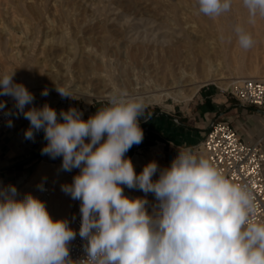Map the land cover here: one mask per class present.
<instances>
[{
    "label": "clouds",
    "instance_id": "obj_1",
    "mask_svg": "<svg viewBox=\"0 0 264 264\" xmlns=\"http://www.w3.org/2000/svg\"><path fill=\"white\" fill-rule=\"evenodd\" d=\"M198 13L217 19L233 0H196ZM249 23L264 18V0H242ZM240 48L255 44L244 26L234 27ZM15 71L0 75V96L14 100L6 116L30 122L25 139L43 130L41 154L62 157L61 169H79L61 190L79 200V236L86 256L70 257L77 232L66 219H53L46 203L31 193L21 196L14 185L0 188V264H264V221L253 222L255 197L247 186L229 180L204 154L182 148L169 166L153 160L137 174L128 151L144 140L141 97L112 93L108 105L83 119L75 107L58 113L35 99ZM61 98L75 99L70 87L55 86ZM42 96L49 90L43 89ZM6 102L0 100V110ZM146 121V120H145ZM8 127H12L9 119ZM159 173L158 179L153 177ZM44 191L43 185H38ZM145 197H129L124 188ZM153 193L157 210L149 213L146 195Z\"/></svg>",
    "mask_w": 264,
    "mask_h": 264
},
{
    "label": "bare ground",
    "instance_id": "obj_2",
    "mask_svg": "<svg viewBox=\"0 0 264 264\" xmlns=\"http://www.w3.org/2000/svg\"><path fill=\"white\" fill-rule=\"evenodd\" d=\"M16 1L23 7L25 13H29L28 15L32 14L31 11L38 14L43 13L38 7L39 1L48 4L47 0ZM113 1L116 4L122 2L125 5L136 7H146L151 3V0ZM156 1H163L169 5L167 9L171 14V17L168 16L170 18H165L159 22L141 17L131 19L125 15L126 12L122 13L119 18L118 15L112 18L108 16L72 18L66 12L63 18L53 20L48 18L45 9L44 13L46 15L44 17H46L48 29L40 31L39 25L35 26V30L40 31L42 37L41 46L37 49L40 50L43 45L47 44L55 52L45 59L47 63L38 65L39 69L32 76L31 87L49 86L55 89V86H67L70 87L73 93L83 95L86 103H88L90 96L94 94L91 93L90 88L88 89V85H90L93 89L99 88L95 91L98 97H109L114 92L124 91L131 97H141L144 101L156 103L168 97L175 101L189 99L206 82H215L219 86H226L231 82H235L239 77H264V65L260 67L256 63L245 64L242 61L245 65L240 64L241 62H235L236 64L233 65L235 70H232L234 71L232 77L236 79L227 80L231 76L225 75L221 70V64L215 60L218 47L212 37L215 35L211 33L212 27L207 24L208 20L205 21L202 15L197 17L196 22L193 18V21L187 19L186 11L189 7V0ZM235 1L237 0H233V5L236 4ZM109 9V7L103 5L95 10L106 12ZM237 10V12L234 11L238 16H236L237 24L243 25L252 33L255 44L260 42L264 46V18L257 17L255 23H249L246 9ZM219 18H221L220 22H217V19L214 20L215 23L212 22L214 26H217L216 28H222L220 32L216 29V34L217 30L221 34V30L224 28L225 15ZM226 23L227 21L225 25ZM225 28L228 31L227 27ZM47 32L52 33L50 38H47ZM214 37L217 39L216 36ZM113 38H116V40ZM217 42L220 44L219 41ZM243 50L241 48V51ZM108 51L117 52L118 57L115 59L110 58L111 56L109 57L107 54ZM148 54L155 55L153 60L149 57L150 64L147 61ZM239 54L241 55L240 52ZM236 57L238 56L236 55ZM262 61H264V58H262ZM129 62L145 66V74L141 72L146 76V82L143 85L138 86V83L142 82L139 81L138 75L131 78L126 74L128 71L123 72ZM115 66L118 69L121 68L119 74L114 72ZM50 78L55 79L50 85L43 82ZM58 80L59 82H57ZM146 84L149 86H146ZM87 107L86 104L83 112L87 110ZM152 147L146 156L158 155L159 146ZM131 160L134 167H144L149 163L148 160L139 155H135ZM54 166L51 162L40 161L32 175L17 190L22 196L26 193L37 194L39 187L37 190L34 189L37 181L41 178H48L49 183H53L55 187L50 190L49 185L41 184L47 186L50 191L49 196L42 199V201L46 203L53 219L68 220L69 226L74 230L73 218L77 210L72 213L74 215L72 221L68 218L74 200L61 190V185L71 182H69L70 175L62 177L60 167L55 168ZM124 193L132 198L145 197V193L142 191H133L127 187L124 188ZM146 198L150 204L158 206L153 193H148ZM80 203L79 201L77 207L79 209ZM149 213L151 214L153 211Z\"/></svg>",
    "mask_w": 264,
    "mask_h": 264
},
{
    "label": "rangeland",
    "instance_id": "obj_3",
    "mask_svg": "<svg viewBox=\"0 0 264 264\" xmlns=\"http://www.w3.org/2000/svg\"><path fill=\"white\" fill-rule=\"evenodd\" d=\"M85 1L86 0H82V1H80V0H63V1H61V0H47L48 4H45V3L39 1L38 7L41 9V11L43 13L38 14L36 12L33 13V11H31L32 14L30 13V15H31L30 16V15H28L29 13H25V11L23 10V7L19 3H17L16 0L15 1H13V0H0V23H1L0 25L2 26L0 28V75L4 74L5 71L6 72L8 71L7 73H9V74L11 72L15 71V76L13 77V79L16 83L24 84L26 86V88L31 93L34 94L35 98H46L47 100L51 101V103L55 104V106L58 107L59 110L67 111L70 107H75V108H77L83 112V110H85L86 104H87V106H88L87 110L83 112V119L86 120V119H88L89 116L95 114L97 109L105 107L108 105V98L109 97H98V96H96L95 91H97L99 88L93 89V88H91L90 85H88V89L90 88L91 93H94V94L92 96H90L89 102L86 103V99L81 94L73 93L75 99L61 98V96L55 91V89L51 88L49 86L31 87V83L33 81L32 76L39 69L38 65H40L41 63H47V60H45V59L48 58L49 56H51L52 53L55 52L47 44L43 45L42 49H40V50L37 49V48H39V46H41L40 41L42 40V37H41L40 31L41 30L44 31V30L48 29L47 23H46V17H44V15L47 14L48 18L53 19V20L58 19V18H63L64 15L66 14V12L72 18L104 17V16H108V17L112 18V17H117V15L119 18V17H121L122 13L126 12L125 15L131 19H136V18L141 17L144 19L157 20L156 22H159V21H163L165 18L166 19L170 18L171 14L169 13V11L167 9L169 5H167V3L163 2V1L159 2L156 0H151L150 4L153 6H151L149 4L146 7H140V6L136 7V6L127 5V4L125 5V3H122V2L116 4L113 0H87L86 2ZM188 2H189V7H188V10L186 11L187 19L190 21L191 20L193 21V19H195L194 21L196 22L197 17L199 15H202V14L198 13V10H197L198 5L196 4V0H189ZM235 2H236V4H235L236 7H235V5H232V8L234 10L232 9L230 12L224 14L225 15V22L227 21V23L225 25V22L223 21L224 22V28H223L224 31L221 30L222 35L219 33L220 29H222V28H220V27L216 28L217 26L213 25L215 23L214 20H216V19H211L207 16L202 15L205 18V21L208 20L207 24L212 27L211 33L212 34L214 33L215 35L214 34L213 35L217 37V39H215V37L212 36L217 47L218 48L220 47V49L217 48V51L215 53V58H216L215 60L221 64V67H222L221 70H223L225 75L231 76L227 80L236 79V78L232 77L234 74V71H232L234 69L233 65L236 63L241 62L240 64H243V65L248 64V63H256L260 67L262 65H264V61H262V58H264V48H262V47H264V46H262V44L260 42H257L256 44H254V46L248 50L242 49L244 52L241 51L240 46L238 47L236 35L234 32V27L237 25V20H236L237 15L234 11L236 10V12H237L238 11L237 9H240L239 11H241V9L243 10L246 8H244L241 0H237ZM238 3H239V5H238ZM120 4H122V5H120ZM103 5H106L110 9L106 12H99V11L95 10L96 8L101 7ZM45 9H46V14L44 13ZM124 10H126V11H124ZM246 11H247V9H246ZM119 13H120V15H119ZM61 14H62V17H61ZM80 16H82V17H80ZM168 16H170V17H168ZM207 18H209V19H207ZM247 18L249 19L248 12H247ZM218 21L220 22L221 18H217V22ZM212 22H214V23H212ZM37 24L39 25L40 31L35 30L36 29L35 26ZM4 27H5V29H4ZM225 27H227L228 31L225 30L226 29ZM216 29L219 30V32L217 30V34L215 32ZM4 30H5V32H3ZM222 31H223V33H222ZM47 33H48L47 38H50L52 36V33H49V32H47ZM113 39L116 40V38H113ZM25 40H27V41H25ZM217 41H219L220 44ZM28 43H31V44L28 45ZM221 43H223V44H221ZM220 50H221V52H220ZM236 50H237V52H236ZM110 52L111 51L107 52L108 56L109 57L111 56L110 58L115 59L118 57L117 52H111V53ZM239 52L241 53V55L239 54ZM243 53H244V55L242 56ZM236 55L238 57H236ZM154 56L155 55L148 54L147 61L149 62V64L151 63L150 62L151 60L155 59ZM149 57L151 58V60ZM234 57L238 58L237 59L238 61ZM229 58H230V60H229ZM231 59H233V60H231ZM41 61H43V62H41ZM242 61L245 64L242 63ZM231 66H232V68H231ZM115 67H116L115 68L116 70L114 69V72H117V74H119V72H120L119 69H121V68L119 67V69H118L117 66H115ZM139 68H141V69H139ZM77 69H81V68H77ZM126 71H128L130 73L129 74L127 72L126 74L131 78L134 77V75H138L139 81L140 82L142 81L141 83H138V86H141L146 82L145 81L146 76L144 75L145 74V66L144 65L140 66L139 63H136V64L133 63L132 64L131 62H129L128 65L125 66V69L123 72H126ZM141 72L144 74H142ZM231 72H233V73H231ZM141 76H142V78H141ZM54 80L55 79L50 78L48 80H44L43 82H46L47 85H50V83H52ZM57 82H59V80ZM83 84H85V83L83 82ZM231 84H232V82L227 84L226 86H221V85L219 86V84H216L215 82H206L198 88V90L191 96V98L185 99V100H180V101H175L170 97H168L162 101H158L156 103H150V102L144 101L147 107H146V110H145L143 116L140 117V120L144 119L150 113H156V114L164 115L167 117L172 116V115H179V116H181V117H178V119L180 121H183V122L189 124L190 126H192V125H195L197 122H199V119H200L201 120V126H204L201 129V136L203 137L204 136L203 132H205V129L209 126V124L214 119H210V116L208 114H198V118L199 117L200 118L198 119L197 116H195V118H194L193 113H195V111L197 109V106L195 105L196 100H197V102H200V101H205V100H213V99L216 100L217 98H225L230 103H237V100L233 97V95L231 94V91H230ZM146 86H149V85L146 84ZM45 88H47L49 90V95L46 97L41 95L42 90ZM0 100H7L11 103V101L13 99L11 97H8V96H0ZM247 112L253 113L254 115L255 114L261 115L256 111H254V112L247 111ZM262 117H264V116H262ZM219 120H223V119H219ZM46 144H47V142L45 143V145ZM151 145H153V143L150 145L149 144H146V145L142 144L139 148L138 147L135 148V150H133L131 154L127 155V157L132 159L135 155H139L140 157L142 156L143 158L148 160V162L155 160L161 168L169 166V164L167 162H165L161 158V156L159 157V155L154 154L151 157L146 156L150 152L151 148H153ZM197 152L203 154V152L201 150H197ZM43 156L44 155H42L41 151H40L38 153L37 160L30 162V165H28V167H27V168H29V170L24 174L22 181L20 183L16 184V186H15L16 188L22 186L27 181V179L30 177V175H32V173H33L34 169L36 168V166L38 165L39 161L42 159H43V161L53 163L55 165L54 166L55 168L60 167V170H61L60 173H61L62 177H65L66 175L69 174L70 175L69 176V182L71 181L69 184L72 183L73 177L75 175L79 174L78 169H73L70 172L63 171L61 169L62 157H58L56 159H51V158L50 159H44V158H42ZM142 169H143L142 166H136L135 167L137 174H139L142 171ZM158 175H159V173H157L153 177V180L158 179ZM43 183L46 185H49L50 190L53 189V187H55V185L53 183H49L48 178H41L40 180L37 181V185H35L34 189L37 190L38 185L39 184L41 185ZM131 190L140 191L138 189H131ZM78 202H79V200H74L72 203V206L70 209L71 215L70 214L68 215V218L70 219V221H72V218L74 216V215H72L73 211L79 209V208H77ZM147 205L149 206V207L146 206L148 212H151V211L154 212L155 210H157L156 205L150 204V202H148ZM71 225H72V223H71Z\"/></svg>",
    "mask_w": 264,
    "mask_h": 264
},
{
    "label": "crops",
    "instance_id": "obj_4",
    "mask_svg": "<svg viewBox=\"0 0 264 264\" xmlns=\"http://www.w3.org/2000/svg\"><path fill=\"white\" fill-rule=\"evenodd\" d=\"M45 103L53 107L58 113L60 112L58 107L46 98H35L32 105L26 106V110L33 106L42 107ZM195 105L197 109L193 113L194 118L195 116L198 118V114H208L210 119L226 120L237 130L242 139L253 141L261 138V146L264 148V117H262L264 115L248 113L247 111H254L237 103H230L225 98L200 102L196 100ZM8 109L13 110V112L16 111L14 100L11 101ZM173 117L178 118L181 116L172 115L167 117L150 113L140 120L141 128L144 131V140L141 144L134 145L126 155L131 154L135 148H139L142 144L150 145L153 143L151 146H154L157 142H166L186 148L196 144L202 138L201 129L204 126H201L200 117L198 118L199 122L192 126L179 119V122H175ZM10 119L13 126L8 127L7 124L0 131V188L8 185L16 186L20 183L24 174L29 170L28 165H30V162L37 160L38 153L47 142L44 139L43 130L35 134L34 140L25 139L24 132L29 128L30 122L22 115L18 118L13 115L10 116ZM42 158L50 159L47 155ZM40 161H43V159Z\"/></svg>",
    "mask_w": 264,
    "mask_h": 264
},
{
    "label": "built area",
    "instance_id": "obj_5",
    "mask_svg": "<svg viewBox=\"0 0 264 264\" xmlns=\"http://www.w3.org/2000/svg\"><path fill=\"white\" fill-rule=\"evenodd\" d=\"M230 91L238 105L264 115V77H239L231 84ZM2 101L6 102V108L0 110V131L10 119V116L5 115L10 102ZM173 120L179 122L176 117H173ZM154 146H159L158 155L169 165L177 152L184 148L166 142H157ZM186 148L201 150L229 180L247 186L255 197L256 205L251 220L264 221V148L261 146V138L244 140L228 121L213 120L205 129L202 139ZM43 188L44 191L39 188L37 194L33 195L41 200L48 197L49 189L44 185ZM80 224L81 214L78 209L73 218L77 236L69 245L70 257L74 261L86 256L84 247L87 241L81 239L78 234Z\"/></svg>",
    "mask_w": 264,
    "mask_h": 264
}]
</instances>
